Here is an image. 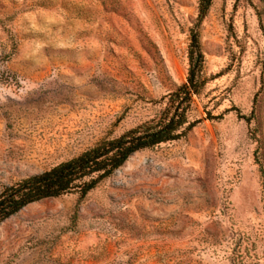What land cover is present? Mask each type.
<instances>
[{"label":"rangeland","instance_id":"374dc122","mask_svg":"<svg viewBox=\"0 0 264 264\" xmlns=\"http://www.w3.org/2000/svg\"><path fill=\"white\" fill-rule=\"evenodd\" d=\"M198 2L0 0V191L156 119ZM198 31L203 120L4 220L0 264H264V0H213Z\"/></svg>","mask_w":264,"mask_h":264},{"label":"trees","instance_id":"16d2710c","mask_svg":"<svg viewBox=\"0 0 264 264\" xmlns=\"http://www.w3.org/2000/svg\"><path fill=\"white\" fill-rule=\"evenodd\" d=\"M213 0H199L197 18L190 30L187 49L186 82L162 97L164 107L156 119L128 129L117 137L105 139L80 154L62 161L41 173L33 174L0 191V223L29 204L77 193L83 199L90 191L119 169L133 154L160 144L176 141L196 127L203 118H191L193 98L206 84L203 76L205 61L201 50L199 25ZM238 117L249 121L237 108ZM206 111V119L213 120Z\"/></svg>","mask_w":264,"mask_h":264}]
</instances>
